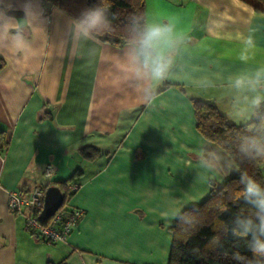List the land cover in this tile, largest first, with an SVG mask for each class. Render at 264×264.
<instances>
[{"label": "crops", "instance_id": "0c3cea01", "mask_svg": "<svg viewBox=\"0 0 264 264\" xmlns=\"http://www.w3.org/2000/svg\"><path fill=\"white\" fill-rule=\"evenodd\" d=\"M45 7L48 21L25 32L27 49L0 37V129L8 140L0 150V264H167L170 206L197 207L212 185L238 174L197 130L192 101L241 125L229 84L264 69V13L240 0H145V18L171 24L187 41L149 108L122 73L125 45L94 38L72 48L63 43L69 15ZM201 145L223 157L211 183L197 175ZM87 147L99 154L87 159ZM47 163L55 168L49 185L81 171L67 205L82 216L60 242L33 236L8 209L12 190L48 185Z\"/></svg>", "mask_w": 264, "mask_h": 264}, {"label": "clouds", "instance_id": "9594fccd", "mask_svg": "<svg viewBox=\"0 0 264 264\" xmlns=\"http://www.w3.org/2000/svg\"><path fill=\"white\" fill-rule=\"evenodd\" d=\"M112 0H95L80 9L78 14L66 17L63 43L78 48L94 40L95 34L110 28L116 14L111 11ZM21 12V16L14 15ZM57 16L65 13L58 7L52 9ZM45 0H0V37L7 38L16 50H25L29 44L25 38L28 28L48 21ZM126 42L122 51L124 77L135 84L141 101L151 108L157 98V89L171 79L177 67V56L183 50L186 39L177 40L169 23L149 20L133 15L126 26ZM235 93L232 117L242 125L243 132L236 137V150L248 161L264 162V69L250 76H236L229 84ZM223 157L207 145H201L196 167L197 175L205 183L214 181ZM191 166V162H188ZM238 183L241 190L231 197L233 205L244 204L246 211L231 215L230 223L222 225L223 237H231L233 246L243 244L251 258L236 251L232 259L236 264H264V183L241 173ZM220 213H231L223 202H217ZM174 220L184 232H190L200 224L196 211H184L173 205L164 214ZM213 249H223L221 236L210 241Z\"/></svg>", "mask_w": 264, "mask_h": 264}, {"label": "trees", "instance_id": "16d2710c", "mask_svg": "<svg viewBox=\"0 0 264 264\" xmlns=\"http://www.w3.org/2000/svg\"><path fill=\"white\" fill-rule=\"evenodd\" d=\"M240 1L255 11L264 13V0ZM45 2L58 7L68 15H76L81 8L95 3V0H45ZM112 5L111 11L116 14V18L109 29L96 33L94 38L100 42L120 47L126 42V26L129 18L133 15L145 17V0H112ZM192 105L197 130L206 140L228 154L238 169V174L227 179L221 186L212 185L208 197L199 206L184 210L198 213L200 224L195 230L184 232L174 221L169 229L171 245L167 264H236L232 259L234 252L239 251L241 255L248 258H251V253L243 244L239 248L234 247L232 238L223 237L221 228L222 225L230 223L232 214L247 210V206L242 203L238 206L233 205L231 199L234 193L242 188L238 183L240 174L247 173L264 183V162L244 160L237 152L236 137L243 132L242 125L230 123L214 105L207 101L194 99ZM7 144L5 131L0 129V150L5 149ZM81 152L87 159H94L99 154L97 149L91 147L83 148ZM80 174L81 171L77 170L64 182L55 184L63 193L62 206H66L70 197L76 192L77 189L70 190L68 185L71 184L78 188V183L73 181ZM217 202L225 203L231 213H220L216 207ZM47 222L48 220L41 223L46 224ZM214 236H221L223 249L210 247V241ZM46 264L67 263L65 259H62L57 263L48 261Z\"/></svg>", "mask_w": 264, "mask_h": 264}, {"label": "built area", "instance_id": "2783aa9c", "mask_svg": "<svg viewBox=\"0 0 264 264\" xmlns=\"http://www.w3.org/2000/svg\"><path fill=\"white\" fill-rule=\"evenodd\" d=\"M55 168L47 163L43 168V176L48 181L52 180ZM47 186V185H46ZM46 186H34L28 191L12 190L8 193V209L15 214L24 217L26 229L33 236L46 242H60L66 240L72 226L81 218L82 210L72 208L68 205L60 206L55 213L49 217L46 224H42L38 219V213L43 205L44 188ZM70 190H76L74 185H68ZM46 220V221H47Z\"/></svg>", "mask_w": 264, "mask_h": 264}, {"label": "water", "instance_id": "95a60500", "mask_svg": "<svg viewBox=\"0 0 264 264\" xmlns=\"http://www.w3.org/2000/svg\"><path fill=\"white\" fill-rule=\"evenodd\" d=\"M63 193L57 185H48L44 188L43 205L38 213V219L45 222L62 205Z\"/></svg>", "mask_w": 264, "mask_h": 264}]
</instances>
